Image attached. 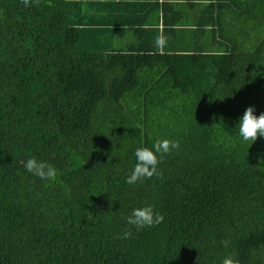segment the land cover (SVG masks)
I'll list each match as a JSON object with an SVG mask.
<instances>
[{"label":"trees","instance_id":"1","mask_svg":"<svg viewBox=\"0 0 264 264\" xmlns=\"http://www.w3.org/2000/svg\"><path fill=\"white\" fill-rule=\"evenodd\" d=\"M112 1L0 0V264H264V137L237 130L264 113V0L159 17V47L157 18L130 16L157 0ZM127 30L138 43L115 49ZM163 139L180 146L162 176L127 184ZM145 205L164 222L117 238Z\"/></svg>","mask_w":264,"mask_h":264},{"label":"clouds","instance_id":"2","mask_svg":"<svg viewBox=\"0 0 264 264\" xmlns=\"http://www.w3.org/2000/svg\"><path fill=\"white\" fill-rule=\"evenodd\" d=\"M32 2L38 4L39 0H21V3L25 7L31 6ZM155 43L156 46L159 47L164 45L166 41L165 38L158 36ZM254 113L255 108L251 106L248 107L237 125L238 135L243 141H252L254 143L257 138L264 137V113H261L259 116ZM179 146L178 141L163 139L157 140L151 149L147 147L137 148L134 153L136 164L130 175L127 177L126 183L129 185H135L138 182H143L154 176H162V172L159 170L158 165L163 160L164 156L170 154L173 150H178ZM24 167L28 173L41 180L53 181L57 176V171L54 166L34 157L27 159ZM126 220L127 224L131 227L124 230L122 236L117 238L125 240L130 239L132 237V227L139 231L144 228L158 226L164 222V217L155 212L152 206L145 205L134 209ZM221 243L225 248L229 245V241L227 240H224ZM221 264H239V262L234 260L231 256H228L222 260Z\"/></svg>","mask_w":264,"mask_h":264},{"label":"crops","instance_id":"3","mask_svg":"<svg viewBox=\"0 0 264 264\" xmlns=\"http://www.w3.org/2000/svg\"><path fill=\"white\" fill-rule=\"evenodd\" d=\"M114 2H124V1H134V2H139V3H153V1L155 0H113ZM112 1V2H113ZM164 1V2H162ZM176 1H183V0H157V3L159 5V7H155V6H151L152 8H156L155 9V14L153 12H144L143 16L141 17L139 13L134 14V13H130V16L132 17L131 19H135L134 16L137 17V20H143V22L140 23L139 27L143 30H146V25L144 23V20H153L155 17L157 18V24L158 26L156 27V38L158 36L163 37L162 34H164L165 36L167 35L168 31L165 30L163 33L159 30V17H162L164 19V21L166 22H170L173 19L179 18L180 20H188L189 17H191V15H193L194 12H196L198 9V7L194 4H206L207 0H190L191 3H193L195 5V7H188L187 2H176ZM129 2V3H131ZM162 2V3H161ZM175 4L177 5L176 7L172 8V7H167L164 6V4ZM182 5V6H180ZM113 6H110L109 9L106 12L107 16H113L115 15L114 11H113ZM168 25V24H167ZM170 27H183L181 25H171ZM141 36V34H140ZM153 36V35H152ZM164 38V37H163ZM112 44L115 47V49H120L122 50L123 48H125L129 43H138V41H134L133 37H132V31L131 30H127L126 32L122 33L120 36H115L112 38ZM167 44L172 46V42L167 41Z\"/></svg>","mask_w":264,"mask_h":264}]
</instances>
